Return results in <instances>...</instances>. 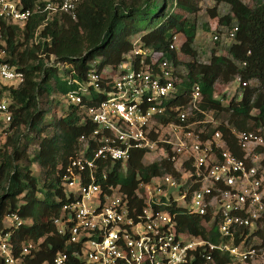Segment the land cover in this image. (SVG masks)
I'll return each instance as SVG.
<instances>
[{
	"label": "built area",
	"instance_id": "1",
	"mask_svg": "<svg viewBox=\"0 0 264 264\" xmlns=\"http://www.w3.org/2000/svg\"><path fill=\"white\" fill-rule=\"evenodd\" d=\"M79 1L40 0L27 7L24 0H0V24L22 25L34 12L61 11L75 18ZM236 31L235 26L228 29L225 40L231 41ZM179 36H172L170 49L179 47ZM175 71L161 52L134 45L114 68L94 62L83 80L71 79L77 86L64 100L82 109L91 127L78 136L61 175L68 201L64 217L54 224L71 247L46 264H193L196 259L214 264V254L236 264L261 257L264 264V247L253 235L264 228V138L231 128L235 152L221 131L208 134L207 125L215 121L206 119L200 107L198 84L185 104L170 101L177 92ZM23 80L24 73L5 60L0 42V135L7 134L13 119L9 89ZM234 81L247 84L240 76ZM135 150H143L144 163L167 162L172 171L139 179L128 197L120 184L107 180L116 163L125 170ZM76 185L77 192L72 191ZM8 188L0 182V192ZM97 199L96 207L87 204ZM177 209L213 225L217 240L182 229ZM24 224L15 212L4 217L1 263L24 264L23 257L36 249L27 241L19 254L14 252L12 234Z\"/></svg>",
	"mask_w": 264,
	"mask_h": 264
},
{
	"label": "trees",
	"instance_id": "2",
	"mask_svg": "<svg viewBox=\"0 0 264 264\" xmlns=\"http://www.w3.org/2000/svg\"><path fill=\"white\" fill-rule=\"evenodd\" d=\"M202 1L80 0L75 18L61 11H47L34 12L22 25L1 22L0 42L4 43L5 60L24 73V80L17 88L9 89L13 119L5 128L7 137L3 148L11 151L0 154V182H7L9 188L0 192V229L4 227V217L14 212L30 222L14 230L11 239L15 254H19L27 241L35 244L36 249L23 257L24 264H46L57 252L71 247L68 236L59 234L54 224V219L64 217L63 204L68 201L61 175L76 149L78 136L91 126L84 111L66 103L64 95L76 89L71 79L83 80L94 62L100 68H114L134 45L159 51L176 66L177 92L170 101L185 104L192 86L198 84L201 109L222 115L218 124L207 125L208 134L221 131L232 150L235 145L229 133L231 128L258 132L264 138V1L255 0L250 6L244 0H211L209 17L218 18V25L229 29L235 26L237 31L226 43V54H217L212 49L207 62L198 59L194 47L196 21L184 14L197 12ZM37 3L40 0H24L27 7ZM221 6L227 8L222 15L218 13ZM173 35L183 36L177 49L169 48ZM179 54L190 60L181 61ZM177 65H182V69ZM236 76L247 84L239 86V98L232 97L224 105L214 96V85H226ZM45 94L57 98L58 102L63 100L67 108L55 123V132L40 139L29 160L37 163L44 174L39 186L30 164H21L27 159V153L18 145L22 128L36 130L38 136L45 131L42 120L46 109L39 105ZM142 157L143 150H135L125 170L116 163L108 183L120 184L131 197L139 179L146 181L153 175L172 171L167 162L147 164ZM176 211L177 223L182 229L217 240L213 225H205L199 216ZM253 235L258 237V246L264 247V228L256 229ZM213 257L214 264L230 262L225 255ZM202 262L196 259L193 264Z\"/></svg>",
	"mask_w": 264,
	"mask_h": 264
},
{
	"label": "rangeland",
	"instance_id": "3",
	"mask_svg": "<svg viewBox=\"0 0 264 264\" xmlns=\"http://www.w3.org/2000/svg\"><path fill=\"white\" fill-rule=\"evenodd\" d=\"M245 3H247L250 6H253L255 3V0H244ZM264 1V0H263ZM213 6V3L211 0H203L199 4V9L197 12L193 14H187L184 13L185 16L188 18L195 20L197 25V35L195 37L194 41V47L197 50L198 53V59L202 62H207L210 57V53L212 49H215L217 54H226L227 45L225 40L224 33L229 29V26L225 25H218V18H211L208 15V9ZM174 10V9H173ZM176 10V9H175ZM227 12V8L220 7L219 14H225ZM213 35L218 36V40L213 39ZM138 35L133 36L134 38H137ZM181 41L183 39V36H179ZM179 58L181 61H189L190 58L188 56H185L183 54H179ZM177 67L182 69V65H177ZM241 93V88L239 87L238 83L235 81H232L226 85L216 83L214 85V96L221 100L222 104H227V102L232 97H238ZM43 95L40 99V107L46 109L45 115L42 120V125H45V131L42 132L39 136L36 135V130H29L22 128L20 132L22 135L20 136L19 145L18 147L22 150L25 149L27 153V159L23 160L21 164H30V169L33 175H35L39 181L40 185H42V179L44 177L43 172L41 171L40 166L37 163L31 162L29 160L32 159L33 154L38 146V143L41 138L52 135L55 132V123L58 121V119L66 113V104L63 102V100L59 99L60 102H58L57 98L52 99L51 96ZM206 119H213L216 124H218L220 121H222L223 117L222 115H215L214 112L211 111H205ZM7 136L0 135V154H2L5 150L11 151L10 148H3V145L6 141ZM191 175V172L188 171L184 174V177L182 179V183L186 181V179ZM72 191L78 190V185L74 186L73 188H70ZM41 197V194L38 195ZM99 203V200H94L87 202V204H93L94 207H96ZM180 205H185V202H180ZM26 223H30L28 220ZM4 224L8 225L9 223L7 221L4 222ZM264 258V256H263ZM228 264H236L232 261H230ZM252 264H263V259L259 257L257 260H255Z\"/></svg>",
	"mask_w": 264,
	"mask_h": 264
}]
</instances>
